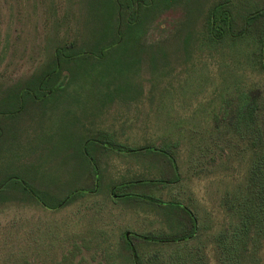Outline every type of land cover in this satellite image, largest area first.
Segmentation results:
<instances>
[{"label": "rangeland", "instance_id": "obj_1", "mask_svg": "<svg viewBox=\"0 0 264 264\" xmlns=\"http://www.w3.org/2000/svg\"><path fill=\"white\" fill-rule=\"evenodd\" d=\"M97 1L0 0V110H17L16 102L2 101L17 98L14 88L24 89L53 68L56 51L83 53L74 64L62 65L66 77L59 93L39 101L25 96L18 114L0 117V183L18 178L36 193L57 198L54 203L88 192L49 210L18 202L11 187L4 190L0 244L29 245L33 260L45 257L36 244L53 243L56 259L76 249L75 261L90 264H148L156 258L159 264H181L192 258L186 248L201 245L202 264H220L214 237L227 220L221 197L242 178L244 167L230 160L234 142L211 130L240 89L264 86V74L252 63V20L243 37L209 45L199 32L210 9L223 1L180 0L149 21L151 27L144 25L152 46H120L103 57L113 37H104ZM229 2L234 35L264 8V0ZM174 35L171 44H161ZM202 135L200 149L196 139ZM169 145L176 148L169 157L152 151ZM125 183L135 185L114 193ZM125 192L134 197L121 199ZM175 201L182 209L170 205ZM189 213L197 231L202 228L192 242L180 238L186 233L177 221H190ZM148 234L152 243L141 238ZM245 255L243 264H252V247ZM255 264H264V246Z\"/></svg>", "mask_w": 264, "mask_h": 264}, {"label": "trees", "instance_id": "obj_2", "mask_svg": "<svg viewBox=\"0 0 264 264\" xmlns=\"http://www.w3.org/2000/svg\"><path fill=\"white\" fill-rule=\"evenodd\" d=\"M110 1L112 0L97 1L105 24L104 37L108 39L109 37H113V40L102 50L103 54L100 56L103 57H105L104 55L107 52L109 53L120 46L138 48L140 51L145 50L151 44L147 37L148 29L144 30V25L149 24V21L155 20L162 12L171 10L172 7H177L180 0H113L117 10L115 23L113 20L114 11ZM222 1L210 9L203 31L199 32V34H206L207 39L205 42L209 45L218 44L224 40L228 42V40L243 37L248 32L247 27L252 20V30L255 32V46L257 50L252 63L255 71L264 74V8L253 12L252 16L247 19L245 28L237 35H234L232 33L233 21L231 13L228 10L230 2L229 0ZM120 23L122 24L121 29H119ZM151 24H149L148 28L151 27ZM142 29L143 31L141 32ZM193 32L190 31L188 37ZM175 37L174 35L170 41L161 44H171V41L173 42ZM81 55L83 53H74L73 51H69L68 48L56 51L57 59L53 68H50L43 75L26 84L24 89L19 90V88H14L11 94H16L17 98L14 95L15 98L12 96L9 100L2 101V103L9 105L14 102L19 105L17 110L13 108L0 110V117H12L18 114L25 104V96H29L33 100L32 94H35L40 98L42 92L39 90V87L46 88L47 93H52L51 95L59 93L62 84L60 80L66 77H62V65L74 64L76 59ZM71 71L74 73L73 68ZM237 94L238 100L235 104L231 105L229 103L226 107L223 106L221 108V113L219 117H215L217 120L214 121V127L211 130V135L219 138L223 137L230 142H234L230 160L244 167L242 178L235 180L221 197V205L226 212L227 220L224 224V229L220 230L214 239H216L215 244L218 248L220 264H243L249 247H252V264H255L264 246V86H253L247 92L240 89ZM2 131L0 129V138L4 135ZM205 139L204 136L202 139H196V146L200 148ZM170 146L167 147V151L160 148L152 151H158L169 157V151L173 154L172 150L176 149H171L174 146ZM169 161L173 164L174 160L170 159ZM175 166L177 167L176 164ZM178 181L179 178L177 177L176 182ZM131 185L135 184L125 183L118 186L115 188L114 193L116 191L127 190ZM10 187L15 191V199L18 202H35L37 205L49 210L67 207L73 204L79 196L88 195V192L85 193L86 191L75 192L54 203L53 200H57V198H53L54 196L49 195V197L47 194L40 195V193H36L18 178L9 177L8 181L5 180L0 183V205L7 200V197L1 193ZM131 197H134V194L125 192L121 199H129ZM170 205L181 208L182 203L175 201V203H171ZM189 219L190 221H187V219L177 216L179 224L184 226L185 231L183 233H186L180 238L192 242L197 239L202 228L199 225L197 231L198 224L194 215L189 213ZM42 233L44 232H41L40 236H42ZM54 235V233L51 234V236ZM151 235L142 236L143 242L147 240L149 243H152ZM9 242L0 244V264H90L85 262V260L75 261L76 249L71 250L65 257L56 259L51 252L53 251L52 248H54L53 243L48 247H43L42 243L36 244L35 250L39 249L38 254L45 257H37L31 260L29 257L31 247L29 245L15 246L14 243L11 244ZM125 244L129 245L127 238L125 239ZM204 249L205 246L201 245L193 250H187L186 248L185 251H190L189 253L192 258L190 257V261V258H184L181 260V264H197V262H192L194 258H197L196 260H198L199 264H202V259L197 255ZM139 260L142 262L141 258ZM170 261L171 264H175L173 260ZM156 262L159 264L157 258L155 262L149 261L148 264H156ZM161 262L168 264L167 260Z\"/></svg>", "mask_w": 264, "mask_h": 264}, {"label": "flooded vegetation", "instance_id": "obj_3", "mask_svg": "<svg viewBox=\"0 0 264 264\" xmlns=\"http://www.w3.org/2000/svg\"><path fill=\"white\" fill-rule=\"evenodd\" d=\"M39 90L42 92V96L40 98L37 97V95L32 94L35 101H39L40 99H42V98H44V97L49 96V95L52 94V93H47V89L46 88H43V87H39Z\"/></svg>", "mask_w": 264, "mask_h": 264}, {"label": "water", "instance_id": "obj_4", "mask_svg": "<svg viewBox=\"0 0 264 264\" xmlns=\"http://www.w3.org/2000/svg\"><path fill=\"white\" fill-rule=\"evenodd\" d=\"M127 238L129 237V235L126 236Z\"/></svg>", "mask_w": 264, "mask_h": 264}]
</instances>
